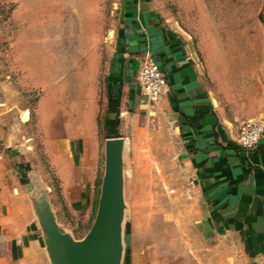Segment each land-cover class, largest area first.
<instances>
[{
	"label": "rangeland",
	"instance_id": "374dc122",
	"mask_svg": "<svg viewBox=\"0 0 264 264\" xmlns=\"http://www.w3.org/2000/svg\"><path fill=\"white\" fill-rule=\"evenodd\" d=\"M119 1L0 0V101L6 104L0 113V155L5 142L14 152L19 147V101L30 113L25 134L31 141L26 139L25 146L34 151L25 171L19 169L15 153H5L4 166L19 178L30 172L39 182L33 187L47 193L57 223L80 240L95 218L104 142L114 128L116 138L124 139L121 264H226L225 247L208 244L195 227L200 208L177 164L179 141L172 125L151 104L146 109L122 106L118 84L108 81L116 66L111 57ZM148 1L190 37L211 78L217 111L239 127L264 118V0ZM33 40L43 52L51 44L60 62L57 70L63 62L70 72L61 88L57 80L50 86L53 98L65 102L66 109L76 90L94 91L100 132L94 175L82 154L68 153L71 169H66L69 177L62 183L44 153L35 109L48 90L37 88V73L30 75L25 62ZM85 73L88 78L80 85L79 76ZM64 90L70 95H59ZM52 132L64 138L60 130Z\"/></svg>",
	"mask_w": 264,
	"mask_h": 264
},
{
	"label": "crops",
	"instance_id": "0c3cea01",
	"mask_svg": "<svg viewBox=\"0 0 264 264\" xmlns=\"http://www.w3.org/2000/svg\"><path fill=\"white\" fill-rule=\"evenodd\" d=\"M116 9L111 57L116 66L108 81L118 84L120 104L148 108L137 82V68L139 60L149 54L166 75L167 91L153 106L172 125L179 141L177 164L187 182L194 183L192 197L200 208L195 227L208 244L225 247L226 264H259L264 251V131L255 149L243 150L237 143L242 126L217 111L211 78L190 37L177 24L163 18L148 0H120ZM34 41L25 62L30 75L37 73V88L48 90L35 109L44 153L62 183L69 177L66 169H71L68 153L82 154L87 171L94 175L100 140L94 91L76 90L75 100L66 109L65 102L53 98L50 86L56 85L57 80L61 88L63 82L70 80V72L63 62L57 70L60 62L50 49L51 44L43 52V47L36 48ZM86 78L85 73L79 81ZM65 90L59 95H70ZM114 98L109 100L113 103ZM20 104L19 101V147L14 152L5 142L7 148L0 155V264H49L29 200L33 186L39 182L31 179L30 172L23 178L9 175L3 162L5 153L6 157L15 153L19 169L25 171L26 162L34 155L24 142L31 141L25 134L30 113ZM4 105L0 101V113ZM106 114L108 123L110 114ZM53 128L64 133V138L55 136ZM115 133L114 128L111 134L107 132L108 138H116Z\"/></svg>",
	"mask_w": 264,
	"mask_h": 264
},
{
	"label": "water",
	"instance_id": "95a60500",
	"mask_svg": "<svg viewBox=\"0 0 264 264\" xmlns=\"http://www.w3.org/2000/svg\"><path fill=\"white\" fill-rule=\"evenodd\" d=\"M123 148L122 138L104 142V173L97 210L89 231L80 240L57 223L45 191L33 188L29 194L49 264H121L125 211Z\"/></svg>",
	"mask_w": 264,
	"mask_h": 264
},
{
	"label": "built area",
	"instance_id": "2783aa9c",
	"mask_svg": "<svg viewBox=\"0 0 264 264\" xmlns=\"http://www.w3.org/2000/svg\"><path fill=\"white\" fill-rule=\"evenodd\" d=\"M137 82L141 88L142 95L148 104H156L161 96L167 91V79L164 71L158 66L153 58L146 54L139 60L137 68ZM264 131V118L246 122L242 128L238 145L245 151L255 149ZM194 183L189 182L188 191L194 193ZM259 264H264V251L260 257Z\"/></svg>",
	"mask_w": 264,
	"mask_h": 264
}]
</instances>
